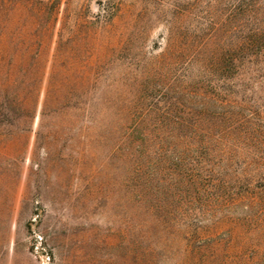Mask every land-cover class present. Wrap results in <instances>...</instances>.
I'll use <instances>...</instances> for the list:
<instances>
[{
	"label": "rangeland",
	"instance_id": "obj_1",
	"mask_svg": "<svg viewBox=\"0 0 264 264\" xmlns=\"http://www.w3.org/2000/svg\"><path fill=\"white\" fill-rule=\"evenodd\" d=\"M251 2L0 0V264H264Z\"/></svg>",
	"mask_w": 264,
	"mask_h": 264
},
{
	"label": "trees",
	"instance_id": "obj_2",
	"mask_svg": "<svg viewBox=\"0 0 264 264\" xmlns=\"http://www.w3.org/2000/svg\"><path fill=\"white\" fill-rule=\"evenodd\" d=\"M259 10H264V4L261 3V0H252L250 6H249V12L252 14L253 18H255L257 21L261 20V16L259 14ZM258 34L260 36H263V32L259 29H257ZM244 44H239V47L243 46Z\"/></svg>",
	"mask_w": 264,
	"mask_h": 264
}]
</instances>
